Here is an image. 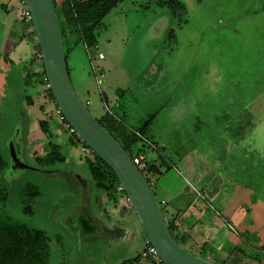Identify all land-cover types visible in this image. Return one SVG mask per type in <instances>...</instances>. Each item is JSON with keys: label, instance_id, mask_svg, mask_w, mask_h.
<instances>
[{"label": "rangeland", "instance_id": "obj_1", "mask_svg": "<svg viewBox=\"0 0 264 264\" xmlns=\"http://www.w3.org/2000/svg\"><path fill=\"white\" fill-rule=\"evenodd\" d=\"M65 1L56 0L67 24ZM104 23L97 34L96 50H104L105 59L96 57L92 64L87 46L93 48L94 44L76 42L73 35L67 43L68 68L76 90L85 101L91 100L89 108L100 120L102 113L119 116L113 111L115 105L108 107L101 99L103 92L110 89L107 79L119 80L127 72L128 80L135 79L138 88L139 84L143 89L149 84L152 100L143 104L154 102L149 104L154 110L137 125V134L140 141L150 144L146 148L150 159L152 146L157 147L152 135L160 133L164 139L161 172L146 173L153 180L158 199L166 194L162 188L176 191L198 184L180 165L190 151V159L198 174L201 169L207 187L210 179L213 187L219 184V199L227 198L231 205L226 220L233 228L226 226L222 235H216V226L200 222L199 229L191 234L195 238L193 245L187 246L190 234L180 238L182 244L196 255L223 264H263L264 0H123L106 15ZM35 40L38 50L37 36ZM37 60V65L33 61L31 66L42 70L43 60ZM74 64L83 68V79ZM110 64L114 67L111 77L102 76V70L108 73ZM40 86L42 101L49 106L48 124L55 135L53 140L62 144L71 164L84 175L88 182L86 191L91 196L94 181L86 162L90 156L80 150V145L68 144L70 134L59 120V107L50 87L46 83ZM86 86L90 91L84 90ZM140 107L132 113L136 115V109L147 111ZM22 108L21 104L12 105L7 97L0 103V151L7 163L0 170V197L7 193V198L0 200L3 212L46 231L51 246L49 264H112L105 239L98 236L79 240L71 230L73 220L63 217L65 210L71 208L73 212L72 207L82 201L85 188L73 173L46 172L63 167V162L48 167L36 160L39 149L34 152L35 145L47 141L39 139L21 155L22 161L32 168L15 166L13 128ZM146 121L148 128L143 132L140 128ZM90 155L93 158L92 152ZM27 183L38 186L41 192L32 204V212L25 210L20 193ZM219 199L210 197L205 218L215 209L221 210ZM127 216L118 222L133 228L131 254L136 255L146 247L147 236L132 207ZM126 246L119 245L116 253L124 252ZM153 260L145 262L155 264Z\"/></svg>", "mask_w": 264, "mask_h": 264}, {"label": "crops", "instance_id": "obj_2", "mask_svg": "<svg viewBox=\"0 0 264 264\" xmlns=\"http://www.w3.org/2000/svg\"><path fill=\"white\" fill-rule=\"evenodd\" d=\"M8 1L9 0H0V103L4 101L5 97H7L10 101H12V105H16L17 107H20V104L22 105V109L25 111V117L29 122L32 123L30 127H34V130H32L28 138L29 143L33 145V143L39 139L47 141L46 134L42 130L40 124L41 120H49V106L46 101H42L43 98H41L40 91L41 83H45L43 82L44 74L41 73L42 70L39 68V66H36L38 58L34 56L37 47L34 28L30 24L25 23L23 19L19 18L17 15V9L19 8L18 4L13 2V0L9 2ZM99 52L104 53V58L99 59H105V51L100 49ZM33 61L36 63L35 66H31ZM101 66L103 67V65ZM77 67V65L74 66L77 73L81 76V80L86 74L83 68ZM108 68V73L106 70H102V76L108 75L111 77L114 67H111L110 64ZM103 69L105 68L103 67ZM28 75L32 78L31 82H33V84H37L36 86L26 83V77ZM124 75L125 77H121L122 79L120 78L119 80L112 81L113 77L106 80V83L110 86V89L108 93L103 92L101 99L103 104L107 105L108 107L110 104L115 105L114 108H116V110L113 109V111L115 115L119 113V116L117 115L116 117L121 120L127 128L137 133V125L141 124L142 121L145 120L143 117L149 115L150 111L154 110L149 106V104H153L154 102L143 104L145 100H152L150 94L153 91H150L149 84H146L145 89H143L141 84H139L138 88V86H135V79L133 81H129L126 77L130 75L129 73L125 72ZM84 90L90 91L87 86L84 88ZM29 95L33 100L31 103L28 101ZM120 97L121 99H119ZM87 101L89 104L91 103L90 99H87ZM139 106H141L143 109H146L147 111H140L139 109H136V115H134L132 111H134V108ZM110 111L113 113L112 110ZM102 116H104V113H102ZM152 138H154V144L158 148L152 146L151 152L153 158L150 159L147 156L148 161H152L153 164L150 172H161L162 168L160 167V163L163 162L162 159L164 160V151H166L165 147L164 149L161 147L165 145L163 141L164 139L161 137L160 133H158V135H152ZM45 144L46 142L43 143L42 141L41 144L35 145L36 147L34 148V152L36 149H39L38 153L41 155L42 153L44 154L46 152L45 149H47L45 148ZM184 158L180 165L187 169L189 175L194 176L195 179L198 180V184H192L191 186L189 185L190 187L183 186L182 188L176 189V191L162 188L161 190H163L166 194L164 197H162L161 201L165 202V208L168 210L169 216H172V218L175 219V224L177 225V234L181 238H183V235L187 236L190 234V240L187 242V246L190 247L193 245V240H195L194 236L191 234L193 231L199 229L197 225H199L200 222L201 224H207L209 227L216 226V235H222L226 230V226H230L231 228L233 227L231 226L232 223L227 222L226 220L229 218L227 213L230 210L231 205L230 203L228 204V201L226 200L227 198L219 199L221 196L219 184L216 187H213L215 186L214 182L210 179V187L208 188L207 181L203 179V176L200 173L201 169L199 170L198 174V168L193 164V160L190 159L193 158L190 151L184 155ZM175 167L178 168V166ZM185 180H187V178H185ZM211 196H216L217 201L219 199L218 205L221 206V210L218 211L215 209L214 213L205 218V206L210 200ZM87 197H90L91 200V196L88 193L86 194L85 198ZM102 199V202H100L97 207L95 206L96 208L93 207L92 203L90 202V206L87 209L88 212L86 214L91 217L93 216L94 220L98 217H103L102 213L98 211V207L102 205L101 209L102 212H104L105 217H107V225H110L111 222H113L117 226L115 230L109 229L107 234L99 237L107 241V245L109 246L108 249L110 250L109 255L113 261L112 264H129L126 262V260L140 255L144 250L143 248L141 252H138L136 255L131 254V251L134 248L132 246L134 241L132 234L133 228H130L127 225H122L120 222H118L119 219H125V216H127L131 205L127 201L124 203H119L118 205H113L110 204L111 202L107 201L105 196ZM106 207L108 209L107 212L112 217V220L110 221L108 219V215L106 214ZM218 212H221L222 214L220 215ZM70 215H72L73 218L72 220L74 225L72 226L73 228H71V230L74 233L80 236L83 235V238L93 239L98 237H95V235H90L91 232L89 231L86 232V230L82 231L80 229L78 221L82 219V216L77 215L74 212H72ZM146 239L147 237H145V242ZM121 244L127 245L125 251L116 253L117 247ZM104 255L107 254L105 253ZM232 255L235 257V253ZM245 263L249 264L248 262ZM134 264L147 263L145 262V259H142L141 257V260L136 261ZM251 264H256V262Z\"/></svg>", "mask_w": 264, "mask_h": 264}, {"label": "water", "instance_id": "obj_3", "mask_svg": "<svg viewBox=\"0 0 264 264\" xmlns=\"http://www.w3.org/2000/svg\"><path fill=\"white\" fill-rule=\"evenodd\" d=\"M24 2L31 13L43 67L57 106L75 129L77 136L114 170L131 207L141 221L147 238L156 247L163 264H223L194 254L175 238L152 183L121 142L95 117L89 104L76 90L68 68L62 26L55 0H24ZM12 153L15 166L32 168L22 161L13 144ZM46 172L53 173L52 170ZM82 183L85 193L75 211L77 215L82 216L78 221L80 229L91 232L90 235L95 237L107 234L109 229L115 230L117 225L113 222L107 225V217L102 212V205L98 207V211L103 217H95L94 220L93 216L86 214L90 206V197L85 198L88 182L84 180Z\"/></svg>", "mask_w": 264, "mask_h": 264}, {"label": "trees", "instance_id": "obj_4", "mask_svg": "<svg viewBox=\"0 0 264 264\" xmlns=\"http://www.w3.org/2000/svg\"><path fill=\"white\" fill-rule=\"evenodd\" d=\"M122 1L123 0H66L64 2V9L69 21L65 24L62 12L55 0L60 16L67 58L70 51L67 43L69 44V39H71L72 35L75 37L76 42L83 41V43L86 42L88 45L94 44L95 47H93V49H96L98 45L97 34L99 30L105 27L104 19L106 15ZM38 50L41 51L40 46ZM41 73L45 75L43 66ZM28 76L26 83L30 84L32 78ZM43 82L47 83L48 81L43 80ZM49 90L55 101L51 89ZM28 101H33L30 95L28 96ZM99 121L121 142L125 150H127L131 156H133L135 151L146 154V148L150 147V144L140 141V136L135 131L127 128L116 116L107 113L102 116ZM40 124L50 141L47 144L49 153L42 157L37 156V161L42 165H48L66 160V154L60 149L61 145L55 143L53 140V133L48 121L41 120ZM146 128H148V121L144 123L140 130L144 132ZM77 137L81 140L79 136ZM92 153L93 158L91 159V157H88L87 163L95 184L98 188L108 191L109 197L114 198L117 186L121 185L119 179L105 160L94 151H92ZM6 164V159L0 151V170H3ZM152 167V161H147V166L141 169L151 183L153 180L147 176L146 173H149ZM20 193L25 210L32 212V202L40 194L39 187L32 183H27L21 187ZM6 198L7 193L3 194V196L1 195L0 200H5ZM160 202L162 203L161 200ZM163 210L165 215H167V222L173 235L182 244L181 237L177 234L175 219L169 216L168 210L164 205ZM0 233V264H49L51 246L50 238L47 233L42 229L29 226L26 223L13 219L10 215L3 212L1 203ZM140 259L141 255H138L129 259L128 263L132 264Z\"/></svg>", "mask_w": 264, "mask_h": 264}, {"label": "flooded vegetation", "instance_id": "obj_5", "mask_svg": "<svg viewBox=\"0 0 264 264\" xmlns=\"http://www.w3.org/2000/svg\"><path fill=\"white\" fill-rule=\"evenodd\" d=\"M18 16H19V14H17ZM21 16H19V18H20ZM35 57H36V55H34ZM31 103V102H30ZM20 106V105H19ZM25 111L24 110H22L21 109V111H20V114H18V117H17V121H16V123H15V125H14V128H13V133H14V136H13V147H14V150L17 152V153H19V156L21 157V155L25 152V151H27L32 145L29 143V140H28V138H29V136H30V134H31V132H32V130H34V127H30L31 126V122H29L28 120H27V118L25 117ZM49 119V118H48ZM47 121H50V119L49 120H47ZM64 126V125H63ZM64 129H65V127H64ZM66 130V129H65ZM45 133V132H44ZM55 135H53V137H54ZM46 138H47V142H46V144H45V148H47V149H45L46 150V152L43 154L42 153V155L41 154H39V156H45L47 153H49V148H48V146H47V144L49 143V141H50V139H48V135L46 134ZM82 143H84L82 140H80V139H75V137H73V136H70L69 137V143L68 144H71V145H80V144H82ZM58 144H60L61 145V147H60V149H61V151H62V144L61 143H59L58 142ZM32 152H33V150L30 152V154H32ZM63 152V151H62ZM67 156V155H66ZM92 159V158H91ZM36 160H37V157H36ZM61 162H63L64 163V166L63 167H61V168H56V169H52V172H61V173H63V172H66V173H73V174H75L74 176L75 177H78L77 179H79L81 182L82 181H84L85 180V177H84V175L82 174V173H80L78 170H76V168L71 164V161H70V159H69V157L67 156L66 157V160H64V161H61ZM86 162H87V159H86ZM56 163H58V162H56ZM56 163H54V164H48V165H44V166H51V167H55V165H56ZM41 165V164H40ZM43 166V165H42ZM87 166H88V163H87ZM75 168V169H74ZM88 168H89V166H88ZM89 171H90V169H89ZM90 173H91V171H90ZM91 176H92V173H91ZM92 178H93V176H92ZM93 181H94V178H93ZM116 193V195L114 196V198L112 197H109V193H108V191H106V190H104V189H100V188H98L97 186H96V184H95V181H94V189L91 191V200H90V202L92 203V205H93V207H97V205L100 203V202H102V198L105 196L106 198H107V201L108 202H111L110 204H113V205H118L119 203H124V202H129L128 201V199H127V196L126 197H124V191H119L118 190V186H117V188H116V191H115ZM40 194H41V192H40ZM39 194V195H40ZM38 195V196H39ZM83 195V194H82ZM81 195V196H82ZM126 195V194H125ZM37 196V197H38ZM85 196H86V194H85ZM36 197V198H37ZM36 198L34 199V201L32 202V204L36 201ZM33 206L34 205H32V211H33ZM76 207V205L74 206V207H72V210H73V212H74V208ZM95 207V208H96ZM105 210H106V214L108 215V219H109V221L110 220H112V217L109 215V213L107 212V207L105 208ZM97 211V210H96ZM70 214H72V211H71V208L70 209H68V210H65L64 211V213H63V217L64 218H66V219H68V220H72L73 218H72V215H70ZM72 223V222H71ZM120 224V223H119ZM71 228H73V227H71ZM46 232V231H45ZM76 234V233H75ZM77 235V237L79 238V240H83L84 238L82 237V236H80V235H78V234H76ZM93 240H91V242H92ZM141 255V257H142V259H153V258H151V257H149V256H143L142 255V253L140 254ZM129 260V259H128ZM128 260H126V262H128ZM141 260V259H140ZM154 262H155V264H162L163 262H161V263H159L158 261H156V260H153ZM79 262V261H78ZM76 264H77V262H76ZM132 264H134V263H132Z\"/></svg>", "mask_w": 264, "mask_h": 264}, {"label": "built area", "instance_id": "obj_6", "mask_svg": "<svg viewBox=\"0 0 264 264\" xmlns=\"http://www.w3.org/2000/svg\"><path fill=\"white\" fill-rule=\"evenodd\" d=\"M17 3L20 4V6L18 5L19 8L17 9V14H19V16H21L20 18L23 19V21L25 23H28L31 26H33L32 25V20H31L30 10L27 8L24 0H17ZM96 48H97V46H96ZM87 51H88V58L92 62V64H93V60L96 57L104 58V53L99 52L96 49L89 48L87 46ZM35 55H36L37 58H42L41 51H39V50L35 51ZM93 68H94V66H93ZM94 69H96V67ZM43 78H44V81L47 80L46 74L43 76ZM46 84H47L48 87H50L48 82ZM86 102L89 104L88 101H86ZM57 113H58V117H59L60 122L63 125H65L64 127L69 132L70 136H73V137H75V139H78L75 129L66 120V118L62 114V111L60 110V108L57 109ZM80 150L84 154H86V155L91 157L90 152H92V150L87 144H85V143L80 144ZM131 157H132L133 161L139 166L140 169L145 168L147 166L148 158H147V156L144 153H140V152H136L135 151L133 153V156H131ZM118 190L121 191V192L124 191L122 185L118 186ZM162 205L165 206V202L164 201H162ZM145 243H146V247L142 251V255L143 256H149V257L153 258L154 260L158 261L159 263H161L162 260H161L159 254H158V251H157L156 247L151 243V241L148 238L146 239Z\"/></svg>", "mask_w": 264, "mask_h": 264}]
</instances>
